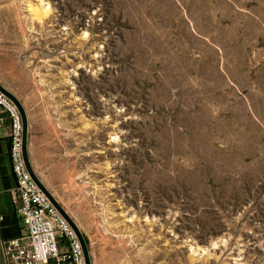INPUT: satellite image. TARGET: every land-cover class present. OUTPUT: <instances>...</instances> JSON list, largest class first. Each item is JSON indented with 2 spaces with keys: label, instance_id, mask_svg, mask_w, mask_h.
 Wrapping results in <instances>:
<instances>
[{
  "label": "rangeland",
  "instance_id": "obj_1",
  "mask_svg": "<svg viewBox=\"0 0 264 264\" xmlns=\"http://www.w3.org/2000/svg\"><path fill=\"white\" fill-rule=\"evenodd\" d=\"M0 73L91 264H264V0H0Z\"/></svg>",
  "mask_w": 264,
  "mask_h": 264
},
{
  "label": "built area",
  "instance_id": "obj_2",
  "mask_svg": "<svg viewBox=\"0 0 264 264\" xmlns=\"http://www.w3.org/2000/svg\"><path fill=\"white\" fill-rule=\"evenodd\" d=\"M0 111L11 124L10 160L16 181L14 211L25 227V238L2 242L5 264H86L77 234L28 171L23 153L22 115L1 91Z\"/></svg>",
  "mask_w": 264,
  "mask_h": 264
},
{
  "label": "crops",
  "instance_id": "obj_3",
  "mask_svg": "<svg viewBox=\"0 0 264 264\" xmlns=\"http://www.w3.org/2000/svg\"><path fill=\"white\" fill-rule=\"evenodd\" d=\"M14 79L21 81L19 75H15ZM0 84L18 99L26 113L28 122L27 150L30 164L41 183L56 198L47 182L48 176L46 175L48 173L46 164H50L54 156L51 148L58 131L55 124L57 118L52 116L55 113L52 110V105H49L47 95L41 89H34L31 85L19 88L6 86L1 73ZM10 132V121L0 111V264H5L1 249L2 242L25 238L24 224L14 211L16 181L10 160Z\"/></svg>",
  "mask_w": 264,
  "mask_h": 264
},
{
  "label": "water",
  "instance_id": "obj_4",
  "mask_svg": "<svg viewBox=\"0 0 264 264\" xmlns=\"http://www.w3.org/2000/svg\"><path fill=\"white\" fill-rule=\"evenodd\" d=\"M0 91L3 92L8 98H10L15 103V105L18 107V109H19V111H20V113L22 115L23 128H24V130H23V153H24V159H25L28 171L30 172L33 180L39 186L41 191L49 198V200L52 202V204L56 207V209L61 213V215L68 221L70 226L73 228V230L77 234V236H78V238H79V240H80V242L82 244V247H83V250H84V254H85L86 264H91L89 249H88L86 240H85L82 232L80 231V229L78 228V226L76 225L74 220L66 212V210L58 203V201L55 199V197L41 183V181L38 179V177L35 175V173H34V171L32 169V166L30 164L29 157H28V151H27L28 122H27L26 113H25L21 103L18 101V99L13 94H11L1 84H0Z\"/></svg>",
  "mask_w": 264,
  "mask_h": 264
}]
</instances>
